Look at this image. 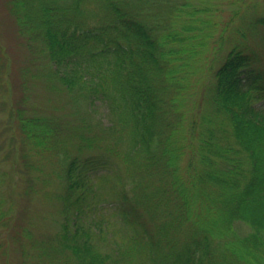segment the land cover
<instances>
[{
  "label": "trees",
  "instance_id": "trees-1",
  "mask_svg": "<svg viewBox=\"0 0 264 264\" xmlns=\"http://www.w3.org/2000/svg\"><path fill=\"white\" fill-rule=\"evenodd\" d=\"M7 3L18 33L34 45L32 59L51 64L41 75L67 92L72 105L100 97L109 123L89 136L94 124L83 120L66 140L61 117L24 100L5 108L17 125L7 123L0 133V264L12 252L14 264H25L35 251V264H42L39 257L44 264H264V110L254 103L264 97V63L240 40L251 27L264 31V9L251 6L234 28L238 39L206 78L209 36L220 39L218 48L223 39L222 30L210 29V4ZM3 56L0 50V89ZM198 86L202 94L195 98ZM16 149L23 186L11 198L6 182ZM53 157L59 169L48 170L45 160ZM105 166L128 186L114 209L131 228L110 253L95 247L91 229H71L72 213L83 212L80 203L91 191L90 173ZM52 178L56 187L48 186ZM48 196L64 208L60 246L31 238L24 218L27 197Z\"/></svg>",
  "mask_w": 264,
  "mask_h": 264
},
{
  "label": "rangeland",
  "instance_id": "rangeland-1",
  "mask_svg": "<svg viewBox=\"0 0 264 264\" xmlns=\"http://www.w3.org/2000/svg\"><path fill=\"white\" fill-rule=\"evenodd\" d=\"M194 2L197 6L202 3L204 6L210 4L211 9L205 12L206 16L215 19L214 27L210 29L215 30V33L222 30L223 39L219 48L220 39L216 35H208L210 38L209 45L212 48L210 47V52L207 53L203 76L210 78L211 72L209 73V71L219 65L221 56L226 51L225 48L229 47L231 42H235L236 38L238 39L234 28L237 27L242 18L247 17L253 11L251 6H256L259 11H262L264 0H194ZM263 34L264 31L261 27H254V29L251 27L247 33L245 31L246 36L240 40L250 43L258 53L260 52L264 63ZM26 42L27 40L18 33L7 0H0V50L5 54V57L2 58L5 68L3 77L5 86L0 89V133L5 130L7 123L11 124L12 128L17 125L15 121L13 122V116L11 117L5 108L9 109L13 102L24 100L25 104L32 105L34 109L46 116H58L63 119L65 127L61 132L62 139L67 140L68 136L73 135L75 129L77 130L83 124V120L91 125L94 124L95 127L90 126L91 129L87 130L88 133H86L89 136H94L105 124L109 123L108 107L105 101L100 97H91L88 102H82L80 105L74 102L73 106L67 92L60 89V86L52 78L45 79L41 75H46V70L51 67L50 62L47 58H45L46 61L44 58L34 61L30 53L34 45L30 44L28 47ZM196 80L194 78V81ZM22 82L25 84L24 89L21 86ZM193 92L194 97L197 98L201 93V87H196ZM4 101L6 104H3ZM254 101L257 106L264 110V97ZM187 150L191 159L192 148L187 147ZM19 160L18 150L16 149L10 157L6 182V188L11 198H15V196L13 197L14 190L22 182L23 173L21 174L17 170ZM45 164L48 170L52 166L59 169L56 157H53L51 161L46 159ZM100 168L99 171L90 173L91 191L87 199L80 203L83 212L72 213L73 219L71 220L73 224L71 229L73 230V226L79 231L91 229L93 233L92 243L95 244V247L102 252L110 253L123 245V241L131 231L130 226H125L120 222L119 216L115 212L116 209H114L118 204L116 197L119 198V191L128 186L126 184L124 186L123 180L115 178L114 172L109 166ZM50 176L52 175L50 174ZM24 179L26 188L28 179L25 176ZM53 182L54 178L51 179L48 186L56 187ZM21 186H23V183ZM48 199V201H41L27 197L25 222L31 231V238L38 239L37 241H50L53 242V245L60 246L57 238H59L62 231L61 222L64 216V208L60 200L49 196ZM58 250L60 249L56 247L50 254H54ZM36 253L35 251V256ZM64 253L68 255L70 251L64 250ZM35 256H26L25 264H35ZM60 259L62 260L61 255ZM17 260L18 254L15 255L14 252L3 258L4 264H14ZM39 262L44 264L41 257H39Z\"/></svg>",
  "mask_w": 264,
  "mask_h": 264
}]
</instances>
